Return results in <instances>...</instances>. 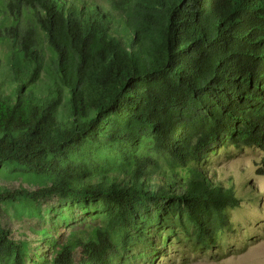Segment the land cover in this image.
<instances>
[{
  "label": "trees",
  "instance_id": "1",
  "mask_svg": "<svg viewBox=\"0 0 264 264\" xmlns=\"http://www.w3.org/2000/svg\"><path fill=\"white\" fill-rule=\"evenodd\" d=\"M1 44L0 177L13 181L0 264H130L139 248L156 264L149 239L166 250L179 231L222 247L241 198L208 155L264 151V0H0ZM18 178L43 187L7 184ZM23 198L51 229L56 198L104 213L92 234L60 243L43 227L48 246L26 247L12 220Z\"/></svg>",
  "mask_w": 264,
  "mask_h": 264
},
{
  "label": "rangeland",
  "instance_id": "2",
  "mask_svg": "<svg viewBox=\"0 0 264 264\" xmlns=\"http://www.w3.org/2000/svg\"><path fill=\"white\" fill-rule=\"evenodd\" d=\"M103 2L105 0H93ZM92 4V3H91ZM106 6L108 3L105 4ZM38 42L42 45L46 59L50 58L48 45L44 34L37 29ZM11 54V49L6 44L0 45V55L6 57ZM45 88V87H43ZM209 165L207 168L209 175L214 173L226 184H234L237 195L241 198V203L236 210L230 212L229 230L222 238V247L211 251L199 249L195 246V239L191 240L188 235L179 231V240H172V244L166 250H160L161 240L157 237H151L149 242L153 244L154 250H158L159 256L156 264H264V151L257 147H247L236 149L234 147H220L218 154L208 155ZM4 181L11 182V179L0 177V185ZM11 187L29 188L37 191L42 184L39 180L28 178H18L15 183H7ZM58 202V198L55 199ZM19 201V200H18ZM54 203V210L50 219L58 220L54 229L49 224L42 226L39 222L44 219L48 223V213H43L41 205H35L34 210H30L31 199H22L17 207L16 214L13 215L14 227L16 229V240L18 243H24L28 247L32 242L48 246L50 240L44 239L41 228L48 230L47 234L55 237L58 242L65 243L72 241V230L76 232L75 237L80 233L92 234L98 227L100 215L104 213L101 204L91 202L87 213L78 214L81 207L77 202ZM7 205V204H6ZM13 203L8 206L13 207ZM30 205V206H29ZM6 207V212L12 211ZM49 206V205H48ZM47 206V207H48ZM78 215V216H77ZM34 217L33 219H28ZM96 220H91L88 218ZM16 218V219H15ZM72 221L70 227H64V220ZM35 232H38L35 234ZM37 240V242H36ZM24 246V247H25ZM42 249V248H41ZM39 251V249H38ZM154 252L152 249L144 250L139 248L135 255L146 254L145 259H134L130 264H152ZM37 253V252H36ZM42 258H49L48 251L42 250ZM40 253V254H41ZM39 259L34 257V262L39 263Z\"/></svg>",
  "mask_w": 264,
  "mask_h": 264
}]
</instances>
